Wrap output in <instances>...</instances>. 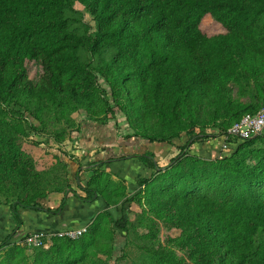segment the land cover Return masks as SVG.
Returning <instances> with one entry per match:
<instances>
[{"label":"trees","instance_id":"1","mask_svg":"<svg viewBox=\"0 0 264 264\" xmlns=\"http://www.w3.org/2000/svg\"><path fill=\"white\" fill-rule=\"evenodd\" d=\"M75 5L91 16L94 30L89 24L82 34L72 29ZM208 18L220 29L211 36L202 30ZM80 51L96 64L82 60ZM27 63L40 68L36 81L29 79ZM229 80L237 84L239 100L248 94L247 104L238 103ZM115 84L126 107L117 100ZM263 104L264 0H0V109L11 121L0 117V179L21 186L15 197L0 200V207L19 221V210L45 211L42 200L62 193L57 188L43 196L34 181L19 183L27 175L24 167L33 165L20 138L33 147L49 140L45 156L66 172L81 164L79 157L87 158L77 144L89 128L92 139L100 130L104 137L109 133L105 141L119 133L122 142L139 143L143 150L137 155L142 174L127 194L122 179L111 180L114 165L126 156L107 151L108 144H90L99 158L89 163L90 190L85 191L90 201L97 195L106 210L88 226L44 233L42 245L33 247V264L112 259L113 244L122 238L127 245L134 232L127 212L144 191L146 199L138 205L146 210V237L158 248L142 247L139 264H264V153L257 167L246 164L252 158L246 148L264 139V129L250 139L228 132ZM99 107L109 115L107 121L96 117ZM204 107H211L212 116L202 127L213 121L215 132L194 134V111ZM41 109L82 111L77 128L66 136L59 129H38L35 112ZM117 113L130 118L132 128L119 130ZM110 127L114 134L106 132ZM135 127L143 132H134ZM65 139L71 152L59 146ZM105 151L111 154L101 157ZM183 162L188 170L176 168ZM83 227L78 238L57 236ZM31 234L14 239L15 231L0 240V250L11 255L6 264H19L14 253L27 246L23 241ZM158 236L174 249H164Z\"/></svg>","mask_w":264,"mask_h":264},{"label":"rangeland","instance_id":"2","mask_svg":"<svg viewBox=\"0 0 264 264\" xmlns=\"http://www.w3.org/2000/svg\"><path fill=\"white\" fill-rule=\"evenodd\" d=\"M73 16L76 21L72 24V29L78 31L79 34H82L83 27L85 24H89L90 26H92L94 30V23L91 19V16L86 11H84V9L80 5H75ZM202 30H203V33L208 36H211L220 31L218 25L215 23V21L212 18L207 19L205 26L202 27ZM80 57L82 60H91L89 55L83 51H80ZM91 62L92 64L95 65L97 62V59H92ZM26 68H27V74H28L29 79L32 81H36L38 79V76L41 74L40 68L34 63H27ZM241 82H243V80ZM228 87L231 89L233 96L235 98H238V103H242L243 105L248 103L249 100L247 97L248 95L247 93H245V95L241 97L240 100H239V97H237V84L236 83L229 80ZM106 90H108V88H106ZM114 90H115L114 93L117 96L118 102L120 100V102H122V105H125L124 95L120 91L119 85L115 84ZM98 92L100 94L102 92L100 87H98ZM25 107L26 106H21L20 110H23ZM124 107H126V105ZM10 108H13V107L10 106ZM102 110L103 108L99 107V109L97 110L98 114L96 115V117L99 118V120L107 121L109 115H107V113L103 112ZM81 111L82 110L80 111L74 110V111H71L70 114L68 115L67 113H65L66 111L63 112L62 109L58 113H53L51 110H47V109H41V111L35 112L36 118L39 119V121H37L38 129L40 130L42 129L45 133L51 132L54 129H59L60 131L65 132V135L67 136V134L69 135L71 131L77 128L78 113ZM0 112H1L0 117L4 118L5 121L9 120V122H11L10 118L8 117L7 119V115L3 113L5 111L0 109ZM117 115H119V121L117 123V128L119 130H124V129L127 130L128 128H132L133 123L130 118L126 120L119 113H117ZM194 116L198 117V121L194 124V127L192 128L194 134L196 133L199 134V133H204V132L206 134H209V133L215 132V129L211 127L212 124H214L213 121H209L208 127H202V124L205 120L211 119V116H212L211 107H208V108L204 107L202 109H198V111H194ZM221 120L223 119L218 118V121L222 122ZM108 122L112 124V119L110 118ZM16 124L18 123L16 122ZM24 129H27V125L24 127ZM108 129L109 130H106V132L109 131L111 132V134L115 133L113 127L112 128L110 127ZM6 130H9V129H6ZM134 132L141 134V132L143 131L139 129L138 127H135ZM119 135L121 136V134L118 133L117 136ZM188 137L189 136H187V138ZM64 141L65 142H63L59 146L65 152H71L72 143L69 142L67 139H65ZM18 144L21 148H23V153H26L27 155L31 156L32 158L31 162H33L32 166L30 165L29 167H24L23 171L25 172L27 171L26 172L27 175L24 176V178L21 181H19V183L23 185L26 182V180L27 182L34 181L35 187H37L39 194H42L43 196L45 194L44 192L46 191L47 192L53 191L57 188L62 190L60 186H65L66 184L64 182L65 167H63L62 164L60 165L54 157L45 156V152L49 148V144H51L49 143V140H47L46 144L33 147L32 145L25 144V142H23V140L20 138ZM200 149L203 150V147H200ZM157 152L158 154L160 153L159 150ZM246 152L247 154H249V157H252L246 161V164L248 166L256 165L257 167L258 166L257 163L261 161L262 159L261 156L264 153V139H261L260 141H256L254 144L247 147ZM91 159H92V156H91ZM162 159L163 161L167 160L166 158H162ZM176 168L178 169L180 168L182 170H188L189 165L187 162H183L179 167H176ZM90 174H91V171H90ZM45 179L49 181L44 182ZM111 180L114 182L116 181L115 178H111ZM18 187H21V186L13 181H7V180L0 179V200L3 201L4 199L6 200L7 198L11 199L15 197V195L17 194ZM144 192L145 193L139 196V199H136V202H132L130 204L129 212H127V216L129 220L127 226L128 228H131V231L132 229H134V232H130L129 234L128 244L124 246V241L122 240V238H120V240L117 241V243L113 244L114 252L112 253V259H110L109 256H99L98 258L100 261L98 264H114V263L116 264H139L143 260L144 249L142 247H145V248L147 247L149 249L158 248L157 242L154 244V242H150L149 238L146 237V235L149 234L145 230V227H144V224L147 222V220H145V218L144 219L142 218L144 216L143 212L146 213V210H144L145 208L142 207L141 205H138V204H142L146 199L145 194L147 196V191H144ZM128 193L129 192L127 191V194ZM58 194L59 193H51L50 199H53V201H59L58 199H60L61 195H58ZM66 204H67L66 202L63 204L61 203V207L65 208ZM108 226L109 224L107 225L106 223L104 227L107 228ZM108 234H109V231L107 232V237H106L107 239L108 237H111ZM158 238L160 240L159 236ZM160 242H162L164 249H169V250L174 249V246L172 244L168 242H163L161 240ZM16 245L19 246L18 242L15 243V246ZM121 248H123L122 251H121ZM17 250L18 251L14 253V256H16L15 258H17L15 259L16 261L14 262H17V263L19 262V264H33L35 262V259L37 256H35L36 253H35V250H33V247H27V246L25 248L18 247ZM176 254L179 255V252H177ZM122 255H124V258H121ZM10 257L11 255L7 252L6 249L0 250V264H6L7 261L10 259ZM115 257H118V258L114 260L113 258Z\"/></svg>","mask_w":264,"mask_h":264},{"label":"crops","instance_id":"3","mask_svg":"<svg viewBox=\"0 0 264 264\" xmlns=\"http://www.w3.org/2000/svg\"><path fill=\"white\" fill-rule=\"evenodd\" d=\"M100 131V136L98 135V138L92 139V133H90L89 128L84 135L85 140L79 139L78 143H80V145L77 144V147L82 146L84 148L81 149V151L87 154V158L81 156L82 153L80 151L75 152L81 156L79 157L81 164H78L79 166L72 164L67 172L65 169L64 182L67 185L60 186V188H62V193L58 194L61 195L60 199H58L59 201H53V199H50L51 195L48 194V197L41 202L44 206L43 208L46 210H19L20 222L12 217L9 209L0 207V240L11 232L13 234L15 231L17 235H14V239L18 237L19 233H52L82 225L88 226L99 213L106 210L102 200L97 198V195L94 194L93 200L90 201V191H85L86 189L90 190V177L92 173L90 174L89 163L99 158L95 155V151L90 152L91 143L95 145L108 144L107 151L110 152V150H114V153H123V155L126 156L123 160H120L118 164L114 165L118 170H115L117 173L112 176V178L116 180L122 179L125 182L128 192L134 189V180L138 175L142 174L137 158V155H140L143 151L142 147L139 143H136L134 147L133 145L130 147V145L122 142L119 136L115 139L105 141L106 137H110H108V134L104 137V131ZM118 139L120 143L116 142ZM110 154L111 153L105 151L101 157L106 158ZM90 156H92V159H90ZM66 176L68 179H65ZM85 197L86 199H84ZM61 201L67 203L65 208L60 206Z\"/></svg>","mask_w":264,"mask_h":264},{"label":"built area","instance_id":"4","mask_svg":"<svg viewBox=\"0 0 264 264\" xmlns=\"http://www.w3.org/2000/svg\"><path fill=\"white\" fill-rule=\"evenodd\" d=\"M264 129V104L261 109L254 115H245L239 122L233 124L229 129V133L235 134L242 139H250L254 135L260 133ZM86 228H80L76 230H68L62 233H57L59 237H68L75 239L80 237ZM44 233H33L24 238V243L29 247H39L42 245L45 238Z\"/></svg>","mask_w":264,"mask_h":264},{"label":"water","instance_id":"5","mask_svg":"<svg viewBox=\"0 0 264 264\" xmlns=\"http://www.w3.org/2000/svg\"><path fill=\"white\" fill-rule=\"evenodd\" d=\"M260 133H261V132H260ZM260 133H258V134H256V135H254L252 138H255V137L259 136V135H260Z\"/></svg>","mask_w":264,"mask_h":264}]
</instances>
